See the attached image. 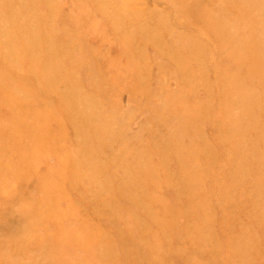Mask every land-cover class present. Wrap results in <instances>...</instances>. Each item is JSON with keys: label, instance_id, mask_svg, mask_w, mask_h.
I'll use <instances>...</instances> for the list:
<instances>
[{"label": "rangeland", "instance_id": "1", "mask_svg": "<svg viewBox=\"0 0 264 264\" xmlns=\"http://www.w3.org/2000/svg\"><path fill=\"white\" fill-rule=\"evenodd\" d=\"M0 264H264V0H0Z\"/></svg>", "mask_w": 264, "mask_h": 264}]
</instances>
